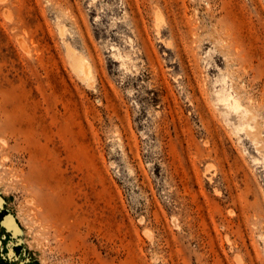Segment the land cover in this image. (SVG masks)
Instances as JSON below:
<instances>
[{"label": "rangeland", "instance_id": "obj_1", "mask_svg": "<svg viewBox=\"0 0 264 264\" xmlns=\"http://www.w3.org/2000/svg\"><path fill=\"white\" fill-rule=\"evenodd\" d=\"M129 2L178 29L147 20L158 75ZM219 68L264 139V0H0V264H264V142L217 108Z\"/></svg>", "mask_w": 264, "mask_h": 264}, {"label": "bare ground", "instance_id": "obj_2", "mask_svg": "<svg viewBox=\"0 0 264 264\" xmlns=\"http://www.w3.org/2000/svg\"><path fill=\"white\" fill-rule=\"evenodd\" d=\"M128 7L131 9V12H129V15L131 14L129 17V23L132 24V27L134 29V38L129 37L128 40L132 47L135 48L136 46H138L137 54L135 55V57L137 59H140L141 61L146 62L152 68L153 72L158 75L160 70V62L155 54L154 43H152L151 30L147 20L152 17L151 19L153 21L156 34L159 36L163 43H166L167 46H169V48L173 47V42H167V40L164 39V35H166V33L169 31L173 36H175L178 29L172 24L173 22H167V20L164 18V10L159 4L151 7H145L143 10L138 11L134 9V6L130 2L128 3ZM175 25H177V23ZM123 27L124 23H119L118 28L122 29ZM70 49L72 50L71 57L73 60V68L75 72L82 81H84L88 85H91L94 82L95 65L88 59H86L82 54L76 52L74 48ZM174 49L175 50H173V53L176 56H179V49ZM115 57L118 61L121 62L123 69H130V65L135 67L137 66V64H134V59L132 58V56L128 52L121 50V48H118L117 52H115ZM175 63H177V61H175ZM179 65L181 64L179 63ZM219 70L220 73L215 81V84L220 82L221 87L218 88L216 85H214L213 88L215 94L214 101L217 108L221 112V109H223L224 115L227 116V122L230 124H234V127L237 131H246L247 136L250 137L253 142L260 143L261 145V143L264 142V139L261 136L263 129L260 128L261 122L256 121V116H251V99L247 98L246 102H244L245 100L241 95L239 87L233 84V79L230 80L227 76L228 73L226 72V74L225 71H223L221 68H219ZM191 101L194 104V100ZM195 106L197 110L203 108L199 101ZM168 107L170 108V104L168 105ZM232 112H235L238 115L240 120L239 124L233 122L230 118ZM251 130H253L254 132H250Z\"/></svg>", "mask_w": 264, "mask_h": 264}]
</instances>
